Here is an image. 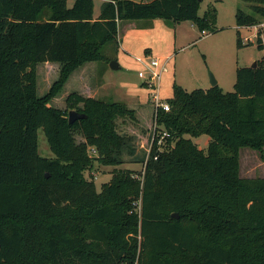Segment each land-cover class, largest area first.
<instances>
[{
    "label": "trees",
    "instance_id": "trees-1",
    "mask_svg": "<svg viewBox=\"0 0 264 264\" xmlns=\"http://www.w3.org/2000/svg\"><path fill=\"white\" fill-rule=\"evenodd\" d=\"M239 9L237 25L257 26L264 50V0ZM200 0H0V264H264V177L240 175V149L264 160V54L237 68L234 91L218 84H175L156 108L157 133L144 169L120 168L132 135L118 119H137L124 101L72 92L51 104L69 76L102 60L118 44L121 20L195 21L216 27L217 10L199 15ZM238 46L244 42L238 31ZM116 59V58H115ZM59 62L60 74L38 93L37 66ZM75 109L87 117L69 122ZM56 155L39 151V129ZM79 130L97 154L76 145ZM210 136L207 149L192 137ZM113 167L99 191L85 172ZM177 213L179 217L172 216Z\"/></svg>",
    "mask_w": 264,
    "mask_h": 264
},
{
    "label": "rangeland",
    "instance_id": "rangeland-1",
    "mask_svg": "<svg viewBox=\"0 0 264 264\" xmlns=\"http://www.w3.org/2000/svg\"><path fill=\"white\" fill-rule=\"evenodd\" d=\"M94 16L99 15L103 0H94ZM75 0H67L69 7L73 6ZM209 8H216L217 21L214 30L202 31L199 25L192 20L166 22V31H162V40L157 43L156 49L147 53L119 50L116 43H108L103 48L105 57L102 60L87 62L78 67L69 76L63 88L57 96L52 99L51 104L57 108L67 107L66 97L72 92H78L85 97L94 96L112 101H124L136 110L137 119L130 117L118 119V130L122 134L132 135L131 152L124 150L125 163L120 168H131L141 170L149 159L152 146L155 121L153 118V104L148 97L149 90L140 85L142 79L139 77L141 64L134 58L138 54L161 55L170 57L169 68L160 84V96L166 98L173 95L174 85L180 84L188 90L196 88H210L212 76L217 84L225 91H234L237 79V68L252 66L255 61L262 58L264 50L259 49L256 41L254 28H238L237 12L242 9L251 13L253 9L249 2L242 0H201L199 15L203 16ZM241 31L246 41L254 40L253 44L238 46V31ZM264 39V36H263ZM143 47V46H141ZM152 48H155L152 46ZM139 56V55H138ZM117 58L122 63L119 69H112L110 61ZM38 93H47L58 79L60 74L59 62H44L37 66ZM109 82L106 86L104 78ZM107 87L102 88V85ZM142 86V88L140 86ZM138 87V90L127 93L128 87ZM139 95V96H138ZM76 145L86 143V152L95 155L97 152L93 145L87 142L86 137L79 130H71ZM200 148L207 149L210 136L203 134L192 137ZM39 151L41 155L53 157L56 155L43 128L39 129ZM240 175L244 178L264 177V160L259 152L250 147L240 149ZM113 167L94 163L91 170L85 172L87 178H93L97 189L100 191L102 184L108 182L112 177Z\"/></svg>",
    "mask_w": 264,
    "mask_h": 264
},
{
    "label": "crops",
    "instance_id": "crops-1",
    "mask_svg": "<svg viewBox=\"0 0 264 264\" xmlns=\"http://www.w3.org/2000/svg\"><path fill=\"white\" fill-rule=\"evenodd\" d=\"M103 5H104V0L102 1V5H101V8L99 10V13L101 12ZM165 24H166V22L162 18L140 19V20H121L119 22V33H118L119 50L121 48L123 51L136 52V53L137 52L141 53L143 50H145V51L148 50L147 53H150L149 50L153 51V49H155L156 51L160 50L159 48L156 49V46H157V43L162 40V35H161L162 31L167 30V27ZM245 28H250V29L254 28L256 31V37H257V31H258L257 27L251 26V27H245ZM242 37H243V35H242ZM243 40H244V42H246V37H243ZM252 41H254V40H252ZM141 46H143V47H141ZM152 46H154L155 48H152ZM138 55L140 56L142 54H138ZM155 56L164 58L161 55H155ZM121 67H122V63H120V68ZM169 72H170V70H169ZM104 80L106 82V86H108L107 84H109V82H107V80L105 78H104ZM140 85H141V83H140ZM106 86L104 84V85H102V88L106 89L107 88ZM140 87L142 88V86H140ZM127 89L128 90L126 92L130 93V92H133L135 90H138V87L137 86L131 87V88L128 87ZM148 97H149V95H148Z\"/></svg>",
    "mask_w": 264,
    "mask_h": 264
},
{
    "label": "built area",
    "instance_id": "built-area-1",
    "mask_svg": "<svg viewBox=\"0 0 264 264\" xmlns=\"http://www.w3.org/2000/svg\"><path fill=\"white\" fill-rule=\"evenodd\" d=\"M262 26H264V23L262 24ZM135 59L142 66L138 74L139 77L142 79L141 84H143V86L149 90L148 94L150 100L156 106V108H164L165 110H169V103H167L166 100L162 98L159 93L160 84L162 82L163 76L170 70V57L162 58L151 54H143L140 56H136ZM156 133L157 130L155 129L153 140L156 136H158V145H163V139L165 136H168L169 133L167 131H163L158 134Z\"/></svg>",
    "mask_w": 264,
    "mask_h": 264
},
{
    "label": "water",
    "instance_id": "water-1",
    "mask_svg": "<svg viewBox=\"0 0 264 264\" xmlns=\"http://www.w3.org/2000/svg\"><path fill=\"white\" fill-rule=\"evenodd\" d=\"M201 1V0H200ZM257 66V61H255L252 65V67H256ZM110 67L112 69H119L120 68V63L118 62V60L113 59L110 61ZM212 86L217 84V80L212 76ZM87 117V115L85 113H82L78 110L72 109L69 111V122L73 123L76 120L82 119ZM172 216L174 217H179V215L177 213H173Z\"/></svg>",
    "mask_w": 264,
    "mask_h": 264
}]
</instances>
